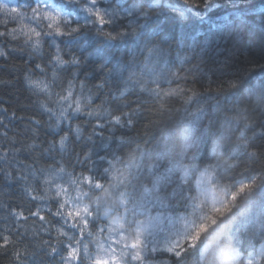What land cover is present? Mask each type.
I'll return each instance as SVG.
<instances>
[{"label": "trees", "instance_id": "trees-1", "mask_svg": "<svg viewBox=\"0 0 264 264\" xmlns=\"http://www.w3.org/2000/svg\"><path fill=\"white\" fill-rule=\"evenodd\" d=\"M0 3L22 8L44 5L49 11L70 19L73 25H87L72 36L43 38L38 52H31L27 46L23 52H10L7 61L0 60V79L8 81L0 84V108L8 110L7 114L0 112V119L8 124L9 141L15 138L19 147V142L27 145L36 140L46 147L49 141H58L60 135L69 133L68 147L63 153L57 144V149L42 153L38 159L27 150L20 151L17 159L26 164L34 163L37 169L64 166L66 172L74 174L71 178L65 176L63 182L73 197L75 187L85 190L87 187L83 183L69 187L72 178L87 175L88 168L94 175L104 177L108 161L121 158L127 163L128 157L135 152L138 158L131 166V184L135 189L129 186L127 190L135 201L128 206L130 222L136 218L132 213L135 208L144 213L140 217L144 220L149 216H164L167 222L183 217L182 221L189 223L190 197L205 202L218 194L222 200L227 191L229 195L224 202H229L232 185L251 179L264 166V161L248 162L237 149L236 140L245 117L255 121L248 129V136L264 129V0H215V4L206 9L190 8L181 0H158V4L157 0H98L95 7L113 21L105 29H100L94 18L84 11L90 6L87 0L79 3L0 0ZM33 26L34 22L25 19L8 23L9 29L15 28L18 32ZM2 30L4 21L0 17ZM104 30L114 35L125 34L116 40H108L101 34ZM23 38L21 35L19 41L9 43L22 44ZM56 46L62 49V57L75 56L80 62L63 68L56 66L52 60ZM37 63L48 68L46 74L35 68ZM50 64L55 66L59 77L55 82ZM29 70L33 79H45L50 84L52 100L56 99L55 93L67 95L70 80H73L74 95L79 96L83 82L95 93L91 108L102 106L101 110L129 112L133 126L112 127L108 118L103 117L105 127L97 130L103 135H95L92 125L97 118L74 114L70 117L71 123L81 126L79 137L67 124L49 127L55 120L49 118L41 104L55 105L47 95L34 94L27 87L24 77L29 75ZM173 72L179 79L170 78ZM154 81L165 91L176 90L178 95L157 99L141 87V82L154 87ZM229 81H238L237 88L221 94L206 91L209 86L215 89ZM193 91L197 95L193 96ZM188 96H192V100L185 104ZM198 108L200 111L196 112ZM239 109L246 111L238 113ZM13 112L16 119L9 118ZM195 112L196 116L193 115ZM237 115L240 116L238 120L235 119ZM30 118L41 121L38 136L34 137L30 131ZM136 143L140 144L139 149ZM250 151L264 152V137L257 135ZM86 153L89 162L85 165L76 163V154H82L83 158ZM236 164L238 167H232ZM112 175L122 178L113 170L100 182L107 187L113 182ZM197 181H201L199 187ZM36 187H40V181L36 182ZM98 195L104 198L101 215L107 213L113 227L122 223L120 216L112 214L119 202L107 200L103 192L98 191ZM60 199L62 201L63 197ZM84 202L91 204L89 200ZM55 203L54 200L30 201L22 183L0 181V231L7 227L15 233L17 229L13 225L24 223L15 221L9 215L10 211L21 210L27 214L29 208L35 210L38 205L55 207ZM222 206L221 203L211 204L201 222H208V217L218 218L214 208ZM52 219L55 223V218ZM39 224L32 218L20 229L25 234L14 247L22 254L25 247L31 252L41 237L50 238L43 232L32 236L33 227L38 228ZM166 227L163 231L170 235L181 230L175 224ZM52 235L55 236L54 231ZM156 239H160L158 231ZM262 242L264 184L258 186L217 231L204 237L196 250H190V264H242L241 254L258 250ZM14 247L0 248V264H17ZM255 255L264 256V253L258 250ZM162 257L178 264L167 253ZM55 260L58 257H48L41 250L32 257L25 255L24 264H55Z\"/></svg>", "mask_w": 264, "mask_h": 264}, {"label": "snow or ice", "instance_id": "snow-or-ice-1", "mask_svg": "<svg viewBox=\"0 0 264 264\" xmlns=\"http://www.w3.org/2000/svg\"><path fill=\"white\" fill-rule=\"evenodd\" d=\"M69 3H79L80 0H68ZM89 7L84 8V11L89 16L93 17L95 22L100 25V29H105L108 25L113 23L112 19L108 18L104 12L95 7L98 0H87ZM181 2L190 8L206 9L215 3V0H181ZM158 4V0H157ZM175 11V10H172ZM146 14V13H145ZM179 14V13H178ZM0 17L4 21V30L0 31V60L7 61L10 52H23L25 47L30 46L31 52H38L43 44L45 37H63L72 36L80 32L87 25H73L71 20L62 17L58 12L49 11L44 5H36L31 8H22L19 6H12L6 3H0ZM17 19H25L29 22H34L35 26L30 27L27 31L15 28H8V23ZM46 22V23H45ZM135 29H133V32ZM101 34L108 40H116L125 33L120 32L113 34L111 31H102ZM23 35V43L11 44L9 41H19L20 36ZM36 37V39H33ZM55 45V40L52 42ZM8 44V47H5ZM31 52L29 53L31 55ZM62 49L59 46L55 47V54L52 60L56 66L63 68L66 65H76L80 61L75 57L66 59L62 57ZM52 68L53 82L59 79L55 66L49 65ZM35 68L40 73L46 74L48 68L42 66L40 63L35 65ZM170 78L179 79L177 73H170ZM27 87L33 91L34 94H45L55 107L49 104H41L45 112L49 114L50 119H54V124H49L51 128H59L61 124L67 126L76 134L77 137L81 135V126H73L71 123V115L83 114L88 117L95 116L96 122L92 125L93 133L95 135H103L102 132L97 131L103 129L105 123L103 117L108 118V124L112 127H123L125 124L133 126L131 113L117 112L97 106L91 108L93 96L95 95L85 83H80L81 94L79 96L73 93V80L68 82L67 95L62 93H55L56 99L52 100L53 93L50 91V84L45 79L36 78L29 75L24 77ZM8 83L0 79V84ZM154 87H149L147 82H141V87L152 92L157 99L161 96L173 97L178 95L176 90H163V86L156 83ZM211 85V84H209ZM238 86V81H229L224 85H219L215 89L210 86L206 89L207 92H215L221 94L230 90H234ZM97 87H102L98 85ZM183 91V90H181ZM87 95H84V93ZM197 95L193 91V96ZM82 100L84 101L82 103ZM192 100V96L186 97L184 103L187 104ZM71 110V114H70ZM87 110V111H86ZM135 111V110H133ZM198 108L196 112H199ZM246 111L239 109L238 113ZM0 112L7 114L6 108H0ZM196 112L193 113L196 116ZM10 119H16V113H11ZM237 115L235 119H239ZM20 119H24L20 117ZM254 119L245 117L243 128L240 129L236 140L237 149L242 151V154L247 157L248 162L264 161V152L250 151L253 147L255 137L257 135L264 137V129L259 132H254L253 135L248 136V129L254 126ZM32 135L38 136L41 121L30 118ZM89 139H91V135ZM9 128L4 119H0V181L6 183L19 182L24 185V192L27 194L30 201H47L54 200L55 207L46 205L41 208L39 205L35 210L29 208L27 214L21 210L10 211L9 215L15 221H23L24 223L14 224L17 231L14 233L11 228L5 227L0 231V248L7 249L9 246H15L18 239L25 233H21L20 229L25 227V224L32 218H36L40 222L39 227H33L32 236L36 237L38 233L43 232L45 236L50 237L44 239L41 237L33 245V250L29 252L27 247L21 250L14 247V256L17 264H24V257L35 256L38 251H44L48 257L56 258L55 264H173L171 259L162 257L163 253H167L170 257H174L178 264H190L189 252L196 250L205 237L214 226L218 225L221 218H229L234 210L237 209L241 203L246 202L253 192L264 184V166L259 168L258 174L247 181H242L234 190L230 192V201L224 202L225 197L220 200L222 207H215L214 212L218 218L208 217V222H201L194 230L189 232L187 223L184 225V231L177 239L167 238L163 242L155 238L157 230L159 229L160 218L149 216L147 220L141 219L143 212H138L135 208L132 213L136 218L130 222L128 206L134 204L135 201L128 193V188L131 186L135 189V185L131 184V166L138 158L136 153L128 157L127 163L121 158L108 161V167L104 169L105 176L100 177L94 175L90 168L87 169L88 174L79 177H74L70 181L69 187L77 186L83 183L87 190L80 187H75V197L69 192L68 188L63 186L64 177H73V173L66 172L64 166H51L48 168L37 169L35 164H26L17 159L18 153L22 150H27L30 153L38 156L50 150L57 149L63 153L68 147L69 133H64L59 136L58 141L53 139L47 143L46 147H42L41 143L33 140L32 143L25 145L13 138L8 139ZM137 149L140 144L136 143ZM76 154V163L85 165L89 162L88 154ZM142 156V153H141ZM240 162V161H238ZM122 166V167H118ZM232 167H238V164ZM115 170L122 177L117 179L112 175V183L107 187L100 182L101 179H107L109 175ZM208 170L206 169L205 172ZM211 180V176H208ZM40 181V187H36V182ZM201 181H197L199 187ZM103 192L107 200L119 202V207L112 212L113 215L120 216L122 223L113 227L108 222V214L101 215V207L104 203V198L98 195ZM202 194V193H201ZM218 194H214V199ZM95 196V200H92ZM61 197L63 200L61 201ZM190 207L198 209L202 206L203 201L198 197H190ZM85 200L91 201L85 203ZM91 205H95L94 207ZM44 212L45 214H41ZM52 218H55V223ZM184 220V218H181ZM53 231L55 236L52 235ZM26 232V230H25ZM6 233V234H5ZM106 234V235H105ZM259 252L264 253V242L260 243L258 247ZM256 249H253L247 255L241 254L242 264H264V256L255 255ZM241 253V252H240ZM255 257V258H254Z\"/></svg>", "mask_w": 264, "mask_h": 264}, {"label": "clouds", "instance_id": "clouds-1", "mask_svg": "<svg viewBox=\"0 0 264 264\" xmlns=\"http://www.w3.org/2000/svg\"><path fill=\"white\" fill-rule=\"evenodd\" d=\"M228 184H230V183H228ZM230 185H232V184H230ZM234 188H235V186L232 185V190H234ZM228 195H229V192L225 191V193H224L225 199L228 198ZM213 203L220 204L222 202L219 200L218 196H216L215 199L211 198V199H208L205 202H203V204L200 208H198V209L192 208V211L189 214L191 219L187 225L189 232L194 230L201 223V217L205 214L206 210ZM226 219L227 218H221V220L218 221V225L214 226L213 229H211L208 234H205V237L212 234L213 232L217 231L218 228L225 222Z\"/></svg>", "mask_w": 264, "mask_h": 264}, {"label": "rangeland", "instance_id": "rangeland-1", "mask_svg": "<svg viewBox=\"0 0 264 264\" xmlns=\"http://www.w3.org/2000/svg\"><path fill=\"white\" fill-rule=\"evenodd\" d=\"M153 217H159L160 218L159 229L157 231H158V235L160 237L159 240L161 242H163L167 238H172V237L179 236L180 234H182L183 233V229H184V225H185V223H187V222H184L182 220L167 221L166 222V220H164V218H163L164 216H153ZM172 224H175L176 226H178L177 229L181 228V230L180 231H178V230L174 231V233L172 235L164 233L163 228H165L166 226L169 227ZM155 238H156V236H155Z\"/></svg>", "mask_w": 264, "mask_h": 264}]
</instances>
